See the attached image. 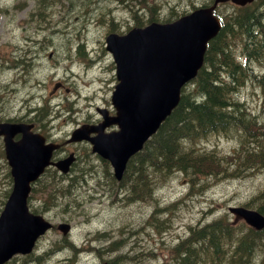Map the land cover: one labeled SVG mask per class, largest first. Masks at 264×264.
Returning a JSON list of instances; mask_svg holds the SVG:
<instances>
[{"label": "rangeland", "instance_id": "374dc122", "mask_svg": "<svg viewBox=\"0 0 264 264\" xmlns=\"http://www.w3.org/2000/svg\"><path fill=\"white\" fill-rule=\"evenodd\" d=\"M20 1H24V5L21 7ZM196 1L62 0V4L78 3L74 6L58 4L55 6L56 11L52 12L50 0H0V11L3 13L0 21V58L13 54L17 49V44L31 43L29 40L26 43L21 37L20 25H23L26 20H33L32 26L28 30L36 35L33 29L37 24L35 19L38 18V15L35 16V13L38 10L45 13L46 19L41 24H45L48 19L52 22L57 19H66L64 28L71 33V58L66 59L63 54H59V59H63L62 62H66V64L71 61L76 62L71 63V71L62 72L59 69L57 73L53 74L50 71L51 60H48L47 57L42 65H35L32 72L23 70V73H28L30 77L38 80L36 82L30 80L31 82L38 83L39 80H46V86H35L40 88L39 93H46L48 87L51 88L53 81L59 79L60 73L65 86L70 85L69 98L73 110L65 111V116L66 120L68 114H71L72 118L70 121H64L61 118L53 121L55 131L61 135L95 111L96 104L102 105L110 98L115 83L114 69L112 68L114 63L110 53L104 48V35L110 28L118 32L125 31L131 25L145 24L150 16H154L155 20L159 21L167 18L173 19L190 10L192 3H199L201 0ZM152 5H154V12L150 15L152 10L150 11L149 7L151 9ZM226 8L220 7L217 9V13L225 15ZM77 15H80L79 19ZM137 22H141V24H135ZM75 31H78V36L82 37L84 46L80 45L82 46L81 55L75 53L74 47L77 41V38L73 37ZM64 34L58 36V46L61 48H64L65 42L68 40L66 32ZM89 53H91V57L88 56ZM262 59L264 61V56ZM5 63H13V61L9 59ZM252 63L255 64L257 71H264V62L262 65H258L256 62ZM14 77L13 71L0 68V114L5 116L24 113L25 107L21 104V98L30 102L28 92L36 91L35 87L23 86L18 79H15L14 82ZM62 92L63 87L60 89V93L55 96L57 100L65 97L66 92L64 94ZM238 95L245 99L251 109L255 110L258 106V93L250 84L243 86ZM88 102L90 105L87 104ZM49 111H52L51 105ZM54 117H59V115H54ZM49 127L52 128L51 123H49ZM200 145L208 149L215 147L220 153H229L234 146H238V142L235 136L211 134L203 138ZM79 164L86 165L84 160ZM47 175L48 173L44 177ZM85 175L86 179L81 182L79 191L75 194L59 195L55 203L49 206V209L42 210L46 204V194L40 191L32 192L29 202L31 209L33 203L38 212H42L54 223L60 220L70 221L72 228L68 236L77 245H92L91 251L78 254L75 264H106V260L112 256L116 258L114 264H161L165 259H168L167 250L172 252V247L169 244L178 239L170 241V238L160 235L157 230L153 229L144 233L146 224L142 222L150 209L147 207V200L130 202L125 198L118 200L116 197L112 198L108 187L104 185L103 177H99L96 170L92 169ZM204 176L212 180L203 189V192L193 195L197 188L196 179L193 177L188 185L189 194L184 198L185 200H182L185 202L172 208L173 210L168 213L172 219L171 225L167 228L169 236L176 237L183 234L188 230V224L197 225L199 220L205 222L219 216L233 217L227 211V206L242 204L251 199L264 184V170L227 176L228 178L224 177L220 180H217L219 177L214 174ZM56 180L58 185L62 184L57 178ZM98 180H101L100 184L97 183ZM199 183L205 184L206 181L201 180ZM10 185L11 179L7 167L6 171L1 170L0 173V210L5 200L3 194L5 190L8 193ZM185 187V176L174 174L166 182L156 183L153 194L158 196L163 192L165 201H170L183 193ZM39 189H42L40 185ZM165 215L166 211L164 210L155 211L151 215L149 223L159 227V223ZM102 233L104 234L101 235ZM63 237L58 230L53 228L41 237L34 252L24 256L17 255L7 264H69L73 254L71 248L74 245L71 244L69 248L67 243L61 242ZM101 237L105 238L99 240ZM109 241L112 251L109 250V247H105ZM99 248L102 249L99 250Z\"/></svg>", "mask_w": 264, "mask_h": 264}, {"label": "trees", "instance_id": "16d2710c", "mask_svg": "<svg viewBox=\"0 0 264 264\" xmlns=\"http://www.w3.org/2000/svg\"><path fill=\"white\" fill-rule=\"evenodd\" d=\"M222 20L220 30L208 42L204 64L182 87L177 105L127 164L121 182L139 196L149 195L150 185L174 170L198 178L264 169V72L248 63L264 62V10L246 5ZM246 83L258 91L257 112L238 95ZM211 134L235 136L238 146L229 153L201 146L200 141ZM85 173L84 169L72 171V187L86 178ZM102 174L107 181H114L106 169ZM72 187L55 183L50 195L56 200L58 195L75 194L77 189ZM259 197L255 206L264 214V187ZM176 249L178 264H208L211 260L215 264H264V227L256 230L243 222L216 217L192 229ZM115 259L108 258V264H114Z\"/></svg>", "mask_w": 264, "mask_h": 264}, {"label": "water", "instance_id": "95a60500", "mask_svg": "<svg viewBox=\"0 0 264 264\" xmlns=\"http://www.w3.org/2000/svg\"><path fill=\"white\" fill-rule=\"evenodd\" d=\"M219 0H215V3ZM245 3L250 0H233ZM199 7L169 22H150L132 27L124 34L111 32L106 47L116 64L117 83L111 94L115 113L99 109L103 120L94 126H80L72 131V140L87 138L92 150L107 158L114 175L120 178L128 157L141 148L156 131L180 97L182 84L193 77L203 62L207 41L221 26L213 14L215 5ZM117 129L105 132L107 125ZM6 155L13 177V186L0 212V264L17 252L31 251L37 237L51 226L41 214L31 212L27 205L30 182L49 163L51 147L43 145L42 137L25 133L13 141L14 132L25 131L21 124L4 123ZM91 130L97 133L89 136ZM72 155L56 162L68 169ZM256 228L264 226V216L242 206L229 208ZM57 227L66 233L69 225Z\"/></svg>", "mask_w": 264, "mask_h": 264}, {"label": "flooded vegetation", "instance_id": "af4514ba", "mask_svg": "<svg viewBox=\"0 0 264 264\" xmlns=\"http://www.w3.org/2000/svg\"><path fill=\"white\" fill-rule=\"evenodd\" d=\"M66 22V19H57L54 22L51 20H48L45 22V25H39V27H34L33 32H35L36 35H33L32 33L29 32V25H22L21 26V37L27 41H31V43L27 44H17L18 51L15 54V62H14V67L17 65H22V64H31V65H42L43 61L47 57L49 60H51V66L53 70H58L62 69L65 70L69 68V64L64 65L62 61L59 59V54H63L66 58H70V50H71V33L66 31V35H68V40L65 42L64 48H60V52L58 51V36H60V33L63 32L64 30V24ZM61 28L58 29L56 27L60 26ZM37 32H42L43 34H37ZM30 33V35L28 34ZM78 33V31H77ZM79 34V33H78ZM78 34L74 33V38H79ZM47 50V52H46ZM0 61H2L0 59ZM13 67V70L15 72V75L18 77L22 83L27 79L26 73L23 72H17ZM40 81V80H39ZM44 80L38 82V83H33L36 86H40ZM62 81H59L58 79L54 82L53 88L49 90V96L46 95V93H38V92H32L30 94V97H33L32 101H40L41 104H36L35 106H30V108H33L35 112L33 114L27 113V114H19V115H13V116H5L4 114H0V121H4L9 119L10 121H24L28 124H31V130H39L40 132L43 133L45 136L46 140H53L58 143L56 149L53 151V156L52 160L56 161V159L60 157H64L67 155L69 152L73 151L76 155L75 161L80 160H88L85 159L86 155L91 156V155H96L94 153L90 152V143L88 141H79L75 142L73 144H76L75 147L69 148L71 143H64V139L66 135L69 133L70 129H67L63 134H59L57 131H55V124L53 121L57 118H61L65 120V109L68 106L67 99L65 97L60 98L57 100L55 98L56 90L61 87ZM57 87L55 90L54 88ZM69 86H64L63 87V92L69 91ZM30 93V92H29ZM50 101L52 111L45 117L48 118H42V112H41V106L46 102ZM31 102V101H30ZM37 110V111H36ZM54 115L59 117H54ZM41 117V118H40ZM40 118V119H39ZM40 120V123H39ZM98 115L95 113V115H89L86 118H84V122H89L93 123L98 121ZM49 123H51L52 128L49 127ZM41 124V125H40ZM21 134L18 133L15 135V137H19ZM86 150L85 153H80V151ZM81 157H84L80 159ZM101 160V161H100ZM101 158L97 155L96 159L90 158L89 162L84 161L86 165L82 166L81 164L80 167L82 169H93V170H99L102 168ZM75 161L72 163L70 168H73V166L78 167L75 164ZM98 161V162H96ZM7 168V158H6V152H5V141H4V136L0 133V173L1 170L6 171ZM98 168V169H96ZM45 170L49 171H55L56 175L61 176V174L58 172V169L53 165L50 164L48 165ZM58 181L65 183V184H70V179L66 178L64 179H58ZM52 185L56 183V181H51L50 182ZM80 183V182H78ZM3 197H6V190L3 194ZM75 204V203H74ZM78 205V204H75Z\"/></svg>", "mask_w": 264, "mask_h": 264}, {"label": "bare ground", "instance_id": "6f19581e", "mask_svg": "<svg viewBox=\"0 0 264 264\" xmlns=\"http://www.w3.org/2000/svg\"><path fill=\"white\" fill-rule=\"evenodd\" d=\"M243 19V18H242ZM80 27V26H79ZM56 28H58V29H60L61 28V25L60 26H58V27H56ZM64 28V27H63ZM222 30V29H221ZM66 32V30H65V28H64V30H63V32H61V34H64ZM60 34V35H61ZM65 35V34H64ZM67 39H68V36H67ZM80 45H82V46H84L83 44H80ZM80 45H78L79 47H80ZM219 48V47H218ZM221 49V48H220ZM84 50V49H83ZM82 52V51H81ZM84 52H86L85 50H84ZM17 72H23V70H27V71H29V72H32L33 71V69H34V66L33 65H31V64H29V63H27V64H22V65H17L15 68H14ZM25 73V72H24ZM28 80H33V81H38L36 78H33V77H29V79ZM40 82V81H39ZM7 91H8V89H6ZM7 94V93H6ZM206 101V100H205ZM214 108H216V107H214ZM218 111V110H217ZM214 114V113H213ZM218 116H220V115H218ZM222 116V115H221ZM231 118H232V116H231ZM222 119V118H221ZM201 121V120H200ZM203 122V121H202ZM210 122V121H209ZM213 122V121H212ZM237 122V121H236ZM225 123V122H224ZM213 124V123H212ZM231 124V123H230ZM216 127V126H215ZM221 128V127H220ZM230 129V128H229ZM224 131V130H223ZM225 132V131H224ZM229 133H231V132H229ZM158 138V137H157ZM159 146V145H158ZM259 148V147H258ZM260 153V152H259ZM242 159V158H241ZM215 161V160H214ZM238 162V161H237ZM236 166V165H235ZM239 167V166H238ZM240 168V167H239ZM262 169H263V167H262ZM227 170V169H226ZM250 171V170H249ZM245 172V171H244ZM178 173V171H176V170H174L173 172H170L167 176H166V178L165 179H163V180H161V181H158V182H156V183H159V182H166L171 176H173L174 174H177ZM218 173V172H217ZM246 173V172H245ZM244 174V173H243ZM184 176H185V178H186V187H185V190H184V192L183 193H181L176 199L178 200V201H182V200H185L184 198L185 197H187V195L189 194V189H188V185H189V182H190V180L193 178L192 177V175H189V174H184ZM215 176H218L219 178L217 179V180H220L221 178H224V177H227V175H223V174H218V175H215ZM229 176V175H228ZM228 178V177H227ZM264 180V179H263ZM156 183H154L153 185H155ZM114 188H115V190H113V191H111V192H109L110 193V195L112 196V198L113 197H116L117 196V193L118 192H121L122 194H123V196H124V198L125 199H127V200H134V199H136L137 198V194L136 193H133V191H131V188H128L124 183H121V185H119V186H114ZM262 191V190H261ZM258 192V191H257ZM108 193V194H109ZM204 194V193H203ZM202 195V194H201ZM206 198V197H205ZM198 200V199H197ZM203 202V201H202ZM207 207V206H206ZM203 209V208H202ZM160 210H164L163 208H162V206H161V204H160V201H159V199H157V198H154L153 200H152V203H151V207H150V210H149V212H148V214H147V216H146V218L143 220V222L142 223H145L146 224V226H145V229H144V233H148L151 229H153L154 231H156L157 230V232H159V234L161 235V231H162V228H163V226H165L166 224H167V215H165L164 216V218L160 221V223H159V227H156V226H152L150 223H149V220H150V217H151V215L153 214V212H155V211H160ZM200 210V209H199ZM206 211V210H205ZM201 212V211H200ZM204 212V211H203ZM208 213V212H207ZM205 214V213H204ZM201 215V214H200ZM208 215V214H207ZM205 216H206V214H205ZM204 216V217H205ZM207 217V216H206ZM206 217H205V219H206ZM199 219V218H198ZM172 222V221H171ZM208 228V227H207ZM209 229V228H208ZM223 231V230H222ZM124 238V237H123ZM203 239V238H202ZM200 240V239H199ZM181 243V241L178 239L176 242H174V243H171V244H169V246H171L172 248H171V251H172V263L173 264H175V262H176V264H178V261H176V259H177V256H178V254H179V252H178V250L176 249V246L178 245V244H180ZM74 246L76 245V244H74V243H72ZM194 245V244H193ZM216 245V244H215ZM189 246V245H188ZM192 246V245H191ZM195 246V245H194ZM250 246V245H249ZM72 249V248H71ZM192 249V248H191ZM186 250V249H185ZM72 251H73V249H72ZM188 251H190V250H188ZM170 251H168L167 250V253H169ZM197 252H199V251H197ZM183 254V253H182ZM200 254V253H199ZM185 256H186V254H185ZM195 257V256H194ZM188 258H191V257H188ZM184 260V259H183ZM182 260V261H183ZM179 261H181V260H179ZM182 261H181V263H182ZM184 261H186V258H185V260ZM183 261V262H184ZM189 262V261H188ZM191 262V261H190ZM185 263V262H184ZM183 263V264H184ZM189 264V263H188ZM261 264V263H260Z\"/></svg>", "mask_w": 264, "mask_h": 264}]
</instances>
